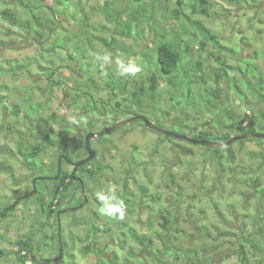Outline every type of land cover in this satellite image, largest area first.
Returning a JSON list of instances; mask_svg holds the SVG:
<instances>
[{"label":"rangeland","instance_id":"374dc122","mask_svg":"<svg viewBox=\"0 0 264 264\" xmlns=\"http://www.w3.org/2000/svg\"><path fill=\"white\" fill-rule=\"evenodd\" d=\"M76 1H70V11ZM104 1L81 0V11L89 16L87 23L80 14L78 18L59 16V9L51 6L53 0H0V213L5 212L0 217V264H21L18 252L25 241L34 245L39 259H51L48 264H130L129 260L137 261L138 254L148 255L145 245L134 238L122 239L124 229L118 230L110 216L100 211L102 205L96 196L97 192L108 194L109 189L115 196L126 188L136 192L135 180L157 192L162 206L170 207L177 200L184 231L180 246L186 256L198 254L202 259L211 258L212 264H241L239 254L245 250L247 264H264V232L260 230L264 225V138L237 140L227 149L234 153V160L223 158L220 163L206 146L165 139L163 134L133 121L91 140L96 157L77 172L79 179L58 206L66 210L60 218L62 226H57L55 213L48 215L51 191L58 184L54 179L61 172V167L57 170L54 164L62 154L71 160L76 153L81 159L87 157L83 142L89 131L98 133L130 116L145 115L161 128L190 137V131L197 132L216 116L229 124L251 111L257 116V132L264 133V100L260 95L264 88L259 90L264 85V0L239 4L213 0L218 4L216 19H200L218 35L222 46L210 45L202 53H195L193 28H184L183 20L173 18V0H157L160 15L156 31L188 40L193 60L204 63L203 76H221L218 83L209 80L197 86V92H204V98L197 96V103L188 104L183 98L179 105L174 97L181 90L175 91V86L167 85L163 78L152 95L144 76L149 71L145 52L156 47L155 30L149 26L137 28V39L115 43L123 51H135L131 56L118 48L110 52L93 37L101 35L93 25L104 24L105 20L92 7ZM67 35L73 43L63 48L61 38ZM74 45H80V53L82 49L84 52L77 56ZM105 51L113 56L111 66L95 59V53ZM212 52L222 56L225 64L210 57ZM116 59L132 61L142 71L112 93L108 82H125L116 73ZM248 61L252 64L250 71L244 72ZM59 80L69 88L67 101L62 86L57 84ZM141 84L147 96L139 89ZM206 87L215 90L218 99L206 92ZM79 89L89 90L98 100L96 112L83 109L89 104L87 98L76 107ZM86 111L90 124H85L82 117ZM52 116L57 119H50L48 126L40 122ZM38 121L40 125H35ZM212 128L216 135L218 130ZM228 130L218 132L234 135ZM44 132L55 140L68 135L71 141L67 146H48L41 138ZM211 138L215 141L214 136ZM20 144L27 151L41 145L43 152L35 158L38 169L33 171L21 160ZM3 165L10 168L8 172L2 171ZM62 167L70 171L74 168L67 162ZM87 167L93 172L86 171ZM170 174L176 185L171 183ZM44 175L47 179L38 180L34 186L35 178ZM256 177L263 188L260 192L251 182ZM34 188L36 192L30 196ZM150 217L144 211L123 219L138 233L147 234L152 227ZM160 219L161 213L153 223L155 229L161 228ZM200 226H206L209 235L204 236ZM150 237L154 247L161 245ZM59 246L63 247L64 259L59 256Z\"/></svg>","mask_w":264,"mask_h":264},{"label":"trees","instance_id":"16d2710c","mask_svg":"<svg viewBox=\"0 0 264 264\" xmlns=\"http://www.w3.org/2000/svg\"><path fill=\"white\" fill-rule=\"evenodd\" d=\"M53 5L59 11L60 15H63L68 18H78L79 14L81 15V20L86 21L89 23V16L86 12L81 11V0H77L74 4V9L70 11L68 8L71 5V0H53ZM226 3L231 4H239L245 2L247 0H224ZM174 7L171 9V13L173 14V18L176 21L183 20V26L191 27L194 30L193 35L197 39V47L195 53H202L207 50L210 45H219L221 47L219 37L216 33L212 31L210 27L205 25V23L200 19L207 18L214 20L216 19V15L219 14L217 10V3L213 0H173ZM222 6V5H221ZM157 0H105L102 5L93 6L92 10L95 14H101L105 20L104 24L101 25H93L95 31H99V34H93V37L97 39L108 51L112 52L115 51L116 48L121 49L123 51L121 45H116L122 41V39H137L136 36V29L137 28H145L147 26L151 27L153 30H157L155 27L156 20L158 19L160 13L157 9ZM224 9V7L222 6ZM49 9V8H48ZM54 14L55 11L53 10ZM9 14H11L9 12ZM88 25V24H87ZM142 29L140 30V33ZM157 32V38L154 40L156 47L153 48L150 52H145V60H147V64L149 67V71L144 75L146 76V82L149 84V89L153 94H155L158 88L161 85V80L165 78L167 80V85H174V90H181L178 94H175V102L177 105L180 104L181 100H184L190 103H197L198 102V95L199 97L202 96L204 98V92L196 91L198 90L197 86L205 85L209 80L212 82L218 83L220 82L221 76L220 74L214 73L213 75L209 76V78H205L203 74L205 73L204 70V63L202 61H195L193 60V47L192 44L188 40H184L181 36L176 34H171L170 32ZM108 34V36H105ZM61 40L63 41V48L66 45H70L73 43V38L69 35L62 37ZM74 52L76 55L81 54L84 52L82 49L80 53V45H74ZM127 55L131 56L135 51L131 48L129 50H124ZM71 54V53H70ZM76 55L71 56L73 58L77 57ZM128 56V57H129ZM210 57H215L216 60L220 61L221 64H225L224 58L218 55L215 52L210 53ZM249 65L250 62L246 64V69L243 70L244 72H249ZM188 66V68H185ZM146 70V69H145ZM55 73V72H54ZM53 73V74H54ZM194 73L197 77V80L194 82L193 75ZM214 76V77H213ZM182 77V78H180ZM180 78V80H179ZM130 78H125V82H118V81H111L108 82V85L111 88L112 93H115L119 87L123 84H128ZM186 81V82H185ZM58 85L62 86V91L64 93V99L67 101L69 98L70 92L69 88L66 87L65 83L62 80L57 82ZM196 85V86H195ZM238 86V85H237ZM264 85L259 87V90L263 89ZM139 89L147 96L145 91V87L141 84ZM206 92H212L215 99H218V93L213 90L212 88L206 87ZM197 92V93H196ZM78 98L75 99L76 107L81 106V99L87 98L89 104L86 105L85 110L92 109L96 112L97 107V99L89 90H77L76 92ZM136 95V94H135ZM262 100H264V92L260 94ZM211 102L210 100H208ZM139 103L142 104L141 101L136 102L135 104ZM215 105V103H213ZM55 116L50 118H44L40 122L48 126V122L50 119H54ZM85 124H90L91 120L89 119L88 112H84L82 114ZM147 117V116H146ZM257 116L255 115H246L243 118H239L236 121H232L231 123H226L220 117L216 116V119L209 120L204 123L202 129L198 130L197 132L190 131V137L195 139V142H190L191 144L195 145H202L199 141L200 140H211L214 136V140L217 142L225 143L229 141L232 137L237 136L240 137L245 134L249 133H257L258 124L256 121ZM57 119V117L55 118ZM149 119V117H147ZM150 120V119H149ZM141 123L145 127L147 125L144 123L143 120H136ZM39 121L35 125H40ZM187 129H190L185 123H183ZM67 129H72L65 126ZM92 127V126H90ZM107 127V126H105ZM104 127V128H105ZM214 127L216 130H232L234 135L228 136L224 132L216 131V135L212 130ZM103 128V129H104ZM91 132V131H89ZM87 132L86 135L89 133ZM261 133V132H260ZM165 139H175L172 135H164ZM43 141H45L48 146H67L71 141V138L68 135H65L61 140H55L51 137L49 132H44L41 135ZM189 142V141H188ZM84 148H85V141ZM234 144V143H233ZM231 144V146L233 145ZM204 146V145H203ZM208 150L212 151L214 157L221 163L223 158L234 160V153L231 150H227L229 146L225 148H218V147H209L206 146ZM86 149V148H85ZM225 149L226 151H224ZM229 151V152H227ZM43 149L40 144L34 145L31 147L30 150L24 149L22 144L18 146V153L21 157V160L29 166L30 169L33 171L38 169V163L36 162V156L41 154ZM79 153H76L73 160L78 161L81 160ZM60 156H58L57 162H55L54 166L58 168V161ZM69 158V157H68ZM80 158V159H79ZM72 159V158H69ZM65 160H62L61 164V172L59 174L58 179H54L55 182H58L57 186L54 187L51 191L52 198L49 206V213L56 214V222L57 226H62V214L66 212L65 209L59 208L67 198L69 193L70 187L74 183L75 180L79 179L77 176V172L83 167L80 166L79 168H73L72 171L65 169L62 165L65 163ZM10 168L7 165H3V170L8 172ZM86 171L93 172V170L86 168ZM97 171H95L96 173ZM171 183L176 185L175 177L170 174L169 175ZM41 179L45 181L47 178L42 176ZM254 183L255 187L257 188V192L262 191V186L259 181V178L256 177L255 179L251 180ZM136 184V192L131 189H127L126 191L118 192L116 195L117 198L122 200L125 204V215L134 216L138 215L141 212L146 211L147 213L151 214L150 217V233L147 234H140L138 233L134 227L130 226L129 222L124 219H119L117 217L110 216V219L117 224L118 230L124 229V238H134L135 242L138 244H143L148 251V255L146 254H138L136 260H129L130 264H150L147 259L152 260L154 264H212L209 260L211 258L202 259L199 257L198 254H188L187 256L184 254L183 248L180 246V243L183 240L184 231L181 229L180 226V214L181 210L177 205V200L170 203V207L162 206L160 204V195L157 192L151 191L148 187L143 184H140L137 180H135ZM127 187V186H126ZM41 191H38V194ZM177 193L182 196L181 190H178ZM19 202V199L15 201V204L12 206L15 207ZM11 206V209H13ZM59 206V207H58ZM159 207L157 211L154 210L156 207ZM77 209V208H75ZM161 213L160 219V229H155L153 227V223L158 217V214ZM5 212L0 213V217H3ZM61 218L60 222L57 220ZM110 221V220H109ZM97 228V227H96ZM94 227L93 231L96 232L98 229ZM198 229H201L204 236L209 235V230L206 226H200ZM260 230L264 232V225L260 226ZM110 232V230H106ZM150 234L160 242L159 247H154V241L150 237ZM123 241V240H122ZM60 247V254L59 256L64 259L63 254V247ZM23 253V254H22ZM19 260L21 264H25L26 262H31L32 264H48V262L52 261L51 259L48 260H41L35 254V247L30 241H25L21 244L20 250L18 252ZM246 251L243 250L241 254H239L241 264H247V258L245 257ZM50 264V263H49ZM72 264H78L76 262H72Z\"/></svg>","mask_w":264,"mask_h":264},{"label":"water","instance_id":"95a60500","mask_svg":"<svg viewBox=\"0 0 264 264\" xmlns=\"http://www.w3.org/2000/svg\"><path fill=\"white\" fill-rule=\"evenodd\" d=\"M135 120H143L144 123L148 126V128L160 133V134H164V135H172L177 139H181V140H186L189 142H195V139L183 134H179V133H175L169 130H166L164 128H161L157 125H155L154 123H152L149 119H147V117L145 115H136V116H132L129 117L123 121H120L110 127H106L104 128L103 131L98 132V133H93V132H89L86 136H85V148L86 151L88 153L87 157H85L84 159L78 160V161H73L72 164L75 168H78L80 166H83L85 164H87L88 162H90L91 160H93L96 157V151L92 148V144H91V140L95 137H102L106 134L111 133L112 131L126 125L129 124ZM250 138H264V133H249V134H245L242 135L240 137L234 136L232 139H230L229 141L225 142V143H221V142H216V141H210V140H200L199 142L204 145V146H209V147H218V148H225L231 144H233L234 142H236L239 139L245 140V139H250ZM64 157V155H62L59 158V167L61 166V160ZM58 178V177H56ZM34 184H36V181H34ZM36 190L34 189L30 195L32 196L33 194H35Z\"/></svg>","mask_w":264,"mask_h":264},{"label":"clouds","instance_id":"9594fccd","mask_svg":"<svg viewBox=\"0 0 264 264\" xmlns=\"http://www.w3.org/2000/svg\"><path fill=\"white\" fill-rule=\"evenodd\" d=\"M95 59L103 64L111 66L114 62L113 56L110 52L95 53ZM116 73L123 78H134L142 71L141 67L132 61H125L123 59L115 60ZM97 199L101 202L100 211L106 216L117 217L123 219L125 216V204L122 200L112 194V190H108V194L101 192L96 193Z\"/></svg>","mask_w":264,"mask_h":264},{"label":"bare ground","instance_id":"6f19581e","mask_svg":"<svg viewBox=\"0 0 264 264\" xmlns=\"http://www.w3.org/2000/svg\"><path fill=\"white\" fill-rule=\"evenodd\" d=\"M248 115V114H247ZM133 116H136V115H133ZM130 117H132V116H130ZM127 119V118H126ZM125 120V119H124ZM123 121V120H122ZM136 121V120H135ZM147 128H148V126H147ZM104 130V129H103ZM177 139V138H176ZM87 152V151H86ZM88 154V153H87ZM62 155H64V154H62ZM62 155H60V157L62 156ZM63 158H65V155H64V157ZM63 158H62V160H63ZM62 160H61V164H62ZM73 161V160H72ZM75 162V161H74ZM61 167V166H60ZM60 167H59V161H58V168L60 169ZM74 167V166H73ZM75 168V167H74ZM79 168V167H78ZM56 177H59V176H56ZM55 177V178H56ZM56 179H58V178H56ZM38 180H41V179H35L34 181H36V184H37V182H38ZM36 184H34V186L36 185ZM35 189V188H34ZM33 189V190H34ZM30 195V194H29ZM31 196V195H30Z\"/></svg>","mask_w":264,"mask_h":264},{"label":"flooded vegetation","instance_id":"af4514ba","mask_svg":"<svg viewBox=\"0 0 264 264\" xmlns=\"http://www.w3.org/2000/svg\"><path fill=\"white\" fill-rule=\"evenodd\" d=\"M63 160H65L69 165L73 166V164H72L73 161L71 159H69L66 155H65V158H63ZM33 183H34V181H33Z\"/></svg>","mask_w":264,"mask_h":264},{"label":"built area","instance_id":"2783aa9c","mask_svg":"<svg viewBox=\"0 0 264 264\" xmlns=\"http://www.w3.org/2000/svg\"><path fill=\"white\" fill-rule=\"evenodd\" d=\"M247 113H248V115H251V111H248Z\"/></svg>","mask_w":264,"mask_h":264}]
</instances>
